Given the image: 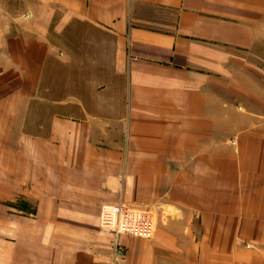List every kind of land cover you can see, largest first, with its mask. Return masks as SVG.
<instances>
[{
    "label": "crops",
    "instance_id": "1",
    "mask_svg": "<svg viewBox=\"0 0 264 264\" xmlns=\"http://www.w3.org/2000/svg\"><path fill=\"white\" fill-rule=\"evenodd\" d=\"M20 6L34 37L12 55L2 263L112 264L99 217L122 203L152 210L157 226L150 240L122 237L118 264H264V153L254 146L245 171L235 149L246 130L229 131L236 108L220 97L243 96L246 121V55L264 49V0Z\"/></svg>",
    "mask_w": 264,
    "mask_h": 264
},
{
    "label": "rangeland",
    "instance_id": "2",
    "mask_svg": "<svg viewBox=\"0 0 264 264\" xmlns=\"http://www.w3.org/2000/svg\"><path fill=\"white\" fill-rule=\"evenodd\" d=\"M20 5H22V0H0V197L2 196L1 190L3 188V150L7 146L11 148L12 152H15L17 147L13 143L3 142L6 137L4 133H8V127L4 124H7V122L11 124L12 121L17 120L18 114L15 107L18 104L19 67L12 55H14L13 51H18L19 39H26L28 35L34 37L33 32L26 30V26L29 23L32 24V22L27 19L28 15L22 14ZM246 58L253 61L250 64L246 63V74L248 75L246 78V121L243 118L244 109L241 111L237 110L239 109L238 107L244 108L243 96H220L221 98L228 99L229 102L232 101L236 108L235 119L237 121L233 124L234 129L231 128L229 131L235 130L236 135H238L246 130V139L241 140V144L238 147L239 150L238 148L235 149L234 138L227 136L226 139V122L219 129L223 131L222 133H224L225 140L231 151L235 149L236 155H246L245 171L249 167L247 162L250 159V151L254 146H256L257 152L256 150L255 152L258 154V157L262 158V154L264 153V49H256L250 55H246ZM244 121L246 122V126L243 125ZM248 125L249 127H247ZM11 161L12 163H16L13 156ZM251 169L255 170L254 167ZM15 182V185H11V189H17V178ZM1 211L2 209L0 208V214ZM2 248L0 247V251L3 250ZM0 264H3L1 255Z\"/></svg>",
    "mask_w": 264,
    "mask_h": 264
},
{
    "label": "built area",
    "instance_id": "3",
    "mask_svg": "<svg viewBox=\"0 0 264 264\" xmlns=\"http://www.w3.org/2000/svg\"><path fill=\"white\" fill-rule=\"evenodd\" d=\"M99 227L106 233H111L115 239L113 264L120 259V239L150 240L155 234L157 218L155 214L140 205L117 204L101 208Z\"/></svg>",
    "mask_w": 264,
    "mask_h": 264
}]
</instances>
